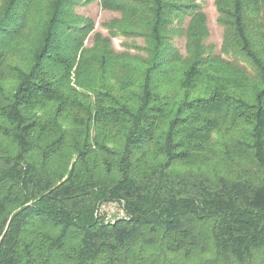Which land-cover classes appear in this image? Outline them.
I'll return each mask as SVG.
<instances>
[{
	"label": "trees",
	"instance_id": "16d2710c",
	"mask_svg": "<svg viewBox=\"0 0 264 264\" xmlns=\"http://www.w3.org/2000/svg\"><path fill=\"white\" fill-rule=\"evenodd\" d=\"M83 4L0 0V264H264V0Z\"/></svg>",
	"mask_w": 264,
	"mask_h": 264
},
{
	"label": "rangeland",
	"instance_id": "374dc122",
	"mask_svg": "<svg viewBox=\"0 0 264 264\" xmlns=\"http://www.w3.org/2000/svg\"><path fill=\"white\" fill-rule=\"evenodd\" d=\"M82 2L84 4L77 7L76 13L91 21L94 26V31L86 42V44L90 46L95 33H101L105 37L108 36V31L105 29L104 24L120 18V14L104 10L101 5V0H82ZM197 2L203 6V10L207 16L209 37L206 42L214 46L215 50L219 52L223 41V28L218 23L216 0H197ZM175 43L181 52L185 53V39L178 35L175 38ZM142 44L143 40L141 39L124 37L113 38V46L117 51L125 50L126 46L136 47Z\"/></svg>",
	"mask_w": 264,
	"mask_h": 264
},
{
	"label": "built area",
	"instance_id": "2783aa9c",
	"mask_svg": "<svg viewBox=\"0 0 264 264\" xmlns=\"http://www.w3.org/2000/svg\"><path fill=\"white\" fill-rule=\"evenodd\" d=\"M97 216L105 224H115L118 221L129 219L124 204L119 202H105L98 206Z\"/></svg>",
	"mask_w": 264,
	"mask_h": 264
}]
</instances>
